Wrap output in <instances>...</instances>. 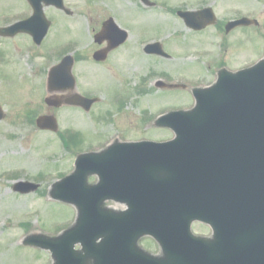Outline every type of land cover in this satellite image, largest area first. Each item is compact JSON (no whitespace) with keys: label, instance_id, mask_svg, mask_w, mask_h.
<instances>
[{"label":"rangeland","instance_id":"374dc122","mask_svg":"<svg viewBox=\"0 0 264 264\" xmlns=\"http://www.w3.org/2000/svg\"><path fill=\"white\" fill-rule=\"evenodd\" d=\"M149 1L155 7H143L139 0H64L65 7L74 13L71 19L57 11H54L55 14L52 13L53 9L47 11V17L55 21L54 28L49 33L51 36L60 37L61 40L63 36H67L66 39L76 36V40L81 42L78 45V54L82 61L75 69L81 92L88 91L100 97V103L93 107L90 113L81 112L80 118L77 115L75 122H68L71 113L65 110L60 111V130L65 127H70L68 129L76 127L84 140L82 142L84 148L94 147V141L100 135L96 131H100L105 137L108 134L122 132H130L136 137L139 132H145L152 137L154 135L151 134L159 136L161 131L153 129L150 124L151 128L148 125L144 128L139 120L144 114L145 117H155L170 107L191 105V97L189 95L187 97L181 91L164 92L152 88L151 91L146 92L147 94L137 95L133 90L136 85L144 82L143 79L148 85L155 78L167 76L172 80L200 73L201 83L206 84L212 81L213 76L207 74L203 67L201 70L190 64L189 57L193 52L213 54L208 56L213 57L210 60V71L214 62L220 59L219 57H227L226 60L230 58V66L240 68L255 62L264 54V42L234 45L220 41L217 25L210 27L200 36L192 38L182 22L170 12V9H199L212 3L217 21H220L226 14L223 11H232L230 4L235 3L232 0ZM261 1L264 2V0ZM12 2L13 0H1L2 25L22 15L23 11L17 9ZM241 2L244 13L249 11L250 4H257V0H241ZM109 16L113 17L117 25L128 33L129 39L123 48L112 53L108 61L103 66H99L95 65L91 59L94 48L92 38L100 29L102 22ZM70 20L75 22L74 28L68 25V32H61V21ZM152 41H160L171 59L144 55L142 47ZM12 45L14 43L6 40L1 45L3 66L8 61V57L14 56ZM19 52L22 53L23 50ZM32 55L35 54L32 52ZM25 56H27L26 53ZM16 57L21 58L17 55ZM207 75L208 77H205ZM6 77L8 80L4 87L14 91L17 84L15 76H12L10 81L11 77L8 74ZM2 92L8 98V102L4 107L7 119L0 123V175L19 168L18 175L25 179L43 180L42 190L45 191L63 171L60 166L61 143L56 136L49 134L46 136L48 143L44 145V151L21 152L20 149L26 148L23 143H26L24 133L29 129L21 125L22 123L16 124V121L22 122L23 113L26 115L32 109L27 105L18 106L11 102V100L20 99L18 92L14 91L18 94L16 98L9 96L8 92L3 90ZM125 93H128V97L124 96ZM115 95L124 96V98L120 96L124 100L123 106L114 105V102L118 100ZM130 96L132 98H129ZM24 97L27 96L24 95ZM106 114L110 118L108 122L104 120ZM18 132L22 135L21 140L13 138ZM36 160L43 164V168ZM46 175L48 177L43 178ZM2 176H0V264H49L46 253L22 249L20 240L25 237L28 231L26 229L35 231L39 229L47 233L49 223L66 216L70 218L71 215L66 208L51 205L53 203L45 198V194L21 197L11 193L7 189L10 184L6 180L1 181ZM49 231L52 232L51 227Z\"/></svg>","mask_w":264,"mask_h":264},{"label":"water","instance_id":"95a60500","mask_svg":"<svg viewBox=\"0 0 264 264\" xmlns=\"http://www.w3.org/2000/svg\"><path fill=\"white\" fill-rule=\"evenodd\" d=\"M41 1L46 5L54 4L61 8L60 0H30L35 7L34 17L24 24L0 30V35L12 36L16 32V27H22V30H27L26 32L39 42L48 27L41 13ZM142 1L146 2V0ZM202 13H186L181 16L191 20ZM100 36L112 42L113 47H117L127 38V34L115 27L112 21L103 25V31L96 39ZM146 51L160 53L157 45L147 47ZM102 57V53L94 56L98 61ZM58 76L60 81L55 78V84L70 79L68 70L65 73L60 71L56 77ZM70 87L71 85L68 86ZM193 96L195 104L191 110L164 116L158 119L155 125L167 127L177 133L173 143L178 148L218 149L217 153L221 156V164L224 168L221 171L224 180L222 187L224 200L221 203L220 218L213 215L211 219L215 218L217 221L215 226L217 233L224 230L225 233H228V230L239 233V239L235 238L226 247V257L237 252L240 255L242 253L243 258H254L253 253L245 254L242 249L245 244L244 250L252 247L251 240L245 239L253 233L252 229H264V58L255 66L235 74L225 72L219 74L217 82L211 88L195 90ZM47 124L54 127L55 123L47 122ZM217 136H225V138H216ZM83 162L82 157L78 159L82 170H84ZM177 169L175 183V176L165 174L161 178V188H167L165 195H171L177 190L176 205L186 212L189 205L186 188L191 170L189 171L186 162H178ZM209 174L212 178L211 170ZM84 178L83 176V180ZM95 194L96 191L85 192L88 197ZM82 211H86L84 207ZM195 219L202 221V215ZM190 220V215H172V224L183 221L182 227L186 229L189 228ZM143 224L139 236L150 233V236L155 238L156 229L152 227L154 223L151 222V218L146 216ZM76 233L78 230L73 229L53 240L31 239L36 241L34 242L36 246L51 248L54 264H204L205 260L203 249L197 250L179 244L177 247L163 250L162 257L157 259L142 252L136 246V242L130 239L133 233L125 231L124 237L113 240L109 235L85 234L87 240H92L88 245H91L90 248H87L88 253L85 256L75 254V262H60L62 260L60 252H69L70 249L65 243L76 236ZM182 234L184 235V232ZM183 235L177 236L178 243H185L180 239ZM162 237L167 236L162 234ZM95 238H101L102 242L95 244L93 241Z\"/></svg>","mask_w":264,"mask_h":264},{"label":"flooded vegetation","instance_id":"af4514ba","mask_svg":"<svg viewBox=\"0 0 264 264\" xmlns=\"http://www.w3.org/2000/svg\"><path fill=\"white\" fill-rule=\"evenodd\" d=\"M235 3L230 4L232 5V11L227 12L223 11L225 16L223 19H220V21H215V25L218 27V34L220 41L223 40L224 43L229 44H243V43H257V42H264V2L261 0H257V4H250L249 11L244 13L242 9V2L241 0H232ZM256 1V0H254ZM214 3V2H213ZM1 4V0H0ZM13 5L17 7V9H21L22 16H20L17 21H22L27 19L31 14V8L27 4L25 0H13ZM1 6V5H0ZM214 4L208 3L205 8H211L213 10ZM203 8V7H202ZM200 9V8H199ZM198 9V10H199ZM187 10V8L185 9ZM49 11V9H46V13ZM52 13L55 14V10ZM214 12V10H213ZM62 14L64 17H68L71 19L74 16L73 12H70L71 14L67 16L65 13L58 12ZM215 14V13H214ZM49 17V16H48ZM216 17V16H215ZM109 18V17H108ZM249 19L250 21H256V23L249 22L246 25H240L236 27H229V24L232 22H235L237 20L241 19ZM1 19V16H0ZM65 19V18H64ZM49 21L51 23L50 29H53L54 27V19L49 17ZM182 22V21H181ZM103 23V22H102ZM183 24V23H182ZM68 25L69 27L74 28L75 22L74 21H61L60 25V31L61 32H68ZM212 26V27H213ZM0 27H2L1 21H0ZM185 27V26H184ZM208 28H205L201 31H191L187 30L192 38L194 36H200L203 32H205ZM67 36H63L62 40L60 37L56 36H49L47 35L40 46H35L33 44V40L28 35H17L14 38L11 39H3L0 38V107H6L8 98L3 94L2 90L9 93V96L16 98L19 94V100H11V102L14 105H22L29 107L32 109L30 112H28L26 115L23 113L22 116V122L16 121V124L22 123L21 125L26 126L29 130L24 133L26 143L23 142L26 145V148L20 149L21 152H34V151H44L45 147L44 145L48 143L47 137L50 132L48 131H41L36 127V121L37 119L47 116V117H54L57 122H60V111L65 109V111H68L69 113V119L68 122L71 121L75 122L77 115L81 114V107H73V106H67L64 105V103L68 102L69 98L72 95L78 94L80 96L86 97V98H94L91 96V93L89 92H81V88L79 87V78L77 77L75 73L76 67L79 66L80 62L82 61L79 56L78 51V45L81 44L80 41L76 40V36L67 38ZM10 41V43H14L12 45V50L15 52L14 56L8 57V61L5 62V66H3V53L1 51V45L3 41ZM68 40V41H67ZM57 41V43H56ZM62 41V42H61ZM68 44V47L66 48V45ZM221 44V43H220ZM125 44L121 47L123 48ZM93 53L97 51H103L105 48H107V43L103 44H97L93 40ZM119 48V49H121ZM119 49L115 50L114 52H110L108 54V58L104 63H95V65L103 66L109 59V57L112 55V53H115ZM19 50H23L22 53L19 52ZM27 56H25V53ZM32 52L35 55H32ZM193 52V54L190 56V64L198 67V69L202 70V67L204 70H206L207 74H210L215 79L216 74L221 69H227L229 71H235L239 69L236 67H231L229 63V59L226 60L225 58L218 59L214 62L212 71L210 60L213 59V57H208L210 55H213L211 53H197ZM16 55L21 58H17ZM70 57L71 58V75L74 80V91L70 93V90L68 88V82L65 80L61 83L57 84H49V71L52 67L58 65L64 58ZM171 59V57L169 58ZM231 60V59H230ZM194 61L195 63H193ZM9 67V68H8ZM230 68V69H229ZM64 68V73H65ZM200 71V70H198ZM11 77L9 81L13 78L12 76H15V81H17V84L15 86V92H18V94L14 93V91L9 90L4 87L5 82L8 80L6 75L7 74ZM205 77H208L205 76ZM58 81H60V76L56 77ZM185 82L189 83L192 88L194 87H206L211 84V81L203 84L201 83L200 73H196L193 75H186V77H182ZM153 85V84H152ZM58 92V93H55ZM135 94L139 95V91H134ZM127 94V93H126ZM144 94V93H143ZM26 95L27 97H24ZM21 97L23 99H21ZM128 97V95H126ZM96 98V97H95ZM132 98V97H131ZM50 103V106H48L47 103ZM55 103L56 106H53ZM58 105H61L58 107ZM7 119V115L5 113L4 117L1 122H4ZM145 118L139 120L141 125H144V128L146 127V122L144 120ZM98 123V122H97ZM96 123V124H97ZM70 127H65L61 132H57L55 135L61 136L63 138V146H61V155H60V166L63 169L62 173L60 174L59 179H63L67 177L69 174H71L74 170V165L76 158L78 155H80L83 152L88 151H98L100 150L91 148L87 150L80 149L78 147L74 146V140L76 137H78V131L76 130V127L73 129H68ZM96 133H99L98 135L102 141L104 142L105 146H108V155L106 157V163L108 162V183L106 185V195L102 192L97 197V201H101L102 208L105 210L103 212H96L94 215H98L99 221H103L102 215H106V222L111 218L112 215H126L125 220L123 222H119L118 225H115L114 222L110 219L109 220V227L111 229H124L123 226L127 228L134 229L135 223L130 219L129 216L131 215H172L170 213L166 212H160L156 211L154 214H151L149 212L144 211L145 202L148 201L152 204L153 208L156 206V203L159 199V196H153L152 194H145V190L143 192L139 191L137 186L141 185L144 186L146 183V166H142V158L140 157V154L144 153L145 155L148 154L152 155L155 154L153 149H141V148H125V147H113L116 142L122 143V144H137L143 140L151 141V142H157V143H163L170 141L173 139L175 134L167 131L160 132L159 136L154 135V137L150 136V134H147L145 132H139L137 134V137L135 135H132L130 132H122V133H115L108 136H103L100 131H96ZM19 136V137H17ZM21 134L15 133V137H13L16 140H21ZM60 138V137H59ZM15 140V141H16ZM77 141L79 139H76ZM69 142L68 146H66V142ZM111 146V147H110ZM110 147V148H109ZM42 154V152H41ZM40 154H38L39 156ZM156 155V154H155ZM29 156V155H28ZM166 158H162L157 156L154 158L147 157L144 161H161L165 160ZM33 161V159L31 160ZM36 162L41 165L43 168V164L36 160ZM151 166V165H148ZM16 169H11L12 171L5 174L2 173L1 175V181L9 183L10 185L7 187L8 191H11V193L21 196L19 194L14 193V183L18 181L28 182L35 185H38L40 188L39 194L47 195L49 191V185H48V191L44 193L42 190L43 188V180H33L28 179L19 176V171ZM0 175V176H1ZM5 177V179H4ZM48 176H43V178H47ZM99 182V178L91 175L87 178V184L89 186L95 185ZM153 182L152 178L149 177L148 183ZM4 185V183H2ZM71 190H75V188H72ZM161 210V207H160ZM70 215H72V221L69 222L68 217L62 218V222L60 223V227L57 232H62L69 227L72 222L74 221L76 212L71 208ZM192 215V214H191ZM132 217V216H131ZM133 218V217H132ZM134 219V218H133ZM55 226V225H54ZM57 229V228H55ZM191 232L195 236L203 237L205 241L213 242L212 245L216 246L218 249H224L225 248V238L224 236H218L217 238L213 237V230L212 228L207 224H199L195 223L192 225ZM224 231H221V233ZM258 240V239H257ZM264 240V238L260 237L258 241ZM261 242V241H260ZM140 245L148 250H154L158 249V244L155 242H151L146 238H143L139 241ZM216 243V244H215ZM75 249H79L78 246L75 247ZM212 264H264V260H258V261H243V260H214Z\"/></svg>","mask_w":264,"mask_h":264},{"label":"bare ground","instance_id":"6f19581e","mask_svg":"<svg viewBox=\"0 0 264 264\" xmlns=\"http://www.w3.org/2000/svg\"><path fill=\"white\" fill-rule=\"evenodd\" d=\"M131 233H133V234H132V238H130V239H131V241L133 240L135 242V239H138L139 235L134 233V232H131Z\"/></svg>","mask_w":264,"mask_h":264}]
</instances>
